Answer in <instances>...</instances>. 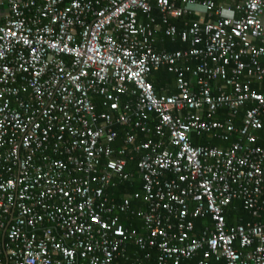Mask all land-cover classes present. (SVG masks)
Masks as SVG:
<instances>
[{
    "label": "built area",
    "instance_id": "2783aa9c",
    "mask_svg": "<svg viewBox=\"0 0 264 264\" xmlns=\"http://www.w3.org/2000/svg\"><path fill=\"white\" fill-rule=\"evenodd\" d=\"M223 1L0 0V264H264V0Z\"/></svg>",
    "mask_w": 264,
    "mask_h": 264
},
{
    "label": "trees",
    "instance_id": "16d2710c",
    "mask_svg": "<svg viewBox=\"0 0 264 264\" xmlns=\"http://www.w3.org/2000/svg\"><path fill=\"white\" fill-rule=\"evenodd\" d=\"M157 15V13H156ZM189 18V17H188ZM194 20V19H192ZM184 20L182 19H178V21L174 20V24H176L178 27L180 25H182V22ZM180 30L183 29V25L181 27H179ZM166 41V43L163 45H160V47H158V50L161 49H165L167 51H176V50H180V49H184L186 46L182 45V43L180 42V40L176 41L175 43H171L170 39L168 38H164V42ZM161 42V40H160ZM162 44V43H160ZM175 78V75L172 73H169L167 71L166 67L161 68L160 71L158 72H154L152 74V76L150 77L151 82L154 85V88L156 90V92L158 94H161V87L162 86H167L172 84V78ZM170 93L173 92L171 90H169ZM225 114L221 115V118L224 117ZM240 122V119H238V123ZM154 125V124H151ZM115 131L118 133L119 135V141H116L115 143V147L116 146H121V139L123 138V136L125 135L126 132V128L115 125L114 126ZM210 135L208 134H203L201 137H197L194 136V144L195 145H209V146H215V145H219L221 144L219 141L217 140H213L212 138L210 139ZM145 137L142 136L141 134H139V138H138V142L144 140ZM133 165L130 164V166H128V169H132ZM141 190V184L139 182H131V183H122L119 188L115 189L113 192L116 194L118 200L121 199L122 194L124 193H131V192H135V191H140ZM232 206L228 209V211L226 212V218H227V224L229 225H236L238 224L240 221H242V223L253 220V218L251 217V214L244 208V205L241 201H235L233 202V204H231ZM133 207H136V204L134 203ZM264 218V210L261 213V217L260 219ZM123 221L125 223L126 226H129L131 224H133V226L138 227L139 226V221L137 219H134L132 221V223H130L128 220H126V218H123ZM196 225L198 228L201 227V221H197ZM202 255L198 254L196 256L195 259H193L192 261H187L185 262L186 264H198L200 260H202ZM210 264H217V262L214 259L210 260Z\"/></svg>",
    "mask_w": 264,
    "mask_h": 264
},
{
    "label": "crops",
    "instance_id": "0c3cea01",
    "mask_svg": "<svg viewBox=\"0 0 264 264\" xmlns=\"http://www.w3.org/2000/svg\"><path fill=\"white\" fill-rule=\"evenodd\" d=\"M216 3L217 4H220V3H226V4H228V5H230V4H232V2H229V1H223V0H216ZM199 17L200 16H195V15H193V16H189V18L187 17L185 20H188V21H192V19H194V20H196V19H199ZM176 21H178V20H176ZM182 25H184V22H182ZM182 25H180L179 27H181ZM158 39H159V41L155 44V48L158 50V47H160V45H163V47H164V44L166 43V41L164 42V41H161L160 42V39H161V37L159 38L158 37ZM160 43H162V44H160ZM171 43H174V42H171ZM182 43V42H181ZM182 45H184V46H186L187 47V45H185V44H183L182 43ZM185 47V48H186ZM162 50H165V49H161V50H158V51H162ZM175 80H176V78H172V84L171 85H168L167 84V86H162L160 89V91H161V93H163V94H168V93H170V91L169 90H171V91H173V92H171V93H176L177 92V89H176V84H175ZM206 134H208V135H210V137L213 139V140H217V141H219L221 144H219V145H215V146H217V147H227L230 143H228V142H224V141H222L220 138H216L215 136H213V134L212 133H206ZM263 138H264V136L263 135H261ZM210 138V139H211ZM201 146H204V145H201ZM205 146H209V145H205ZM215 146H211V147H215ZM140 183V182H139ZM141 184V183H140Z\"/></svg>",
    "mask_w": 264,
    "mask_h": 264
}]
</instances>
